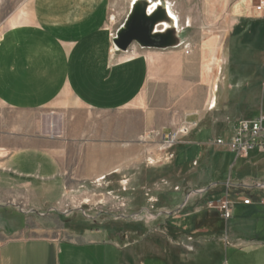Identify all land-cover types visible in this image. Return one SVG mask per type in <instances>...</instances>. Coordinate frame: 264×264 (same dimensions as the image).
<instances>
[{
	"label": "crops",
	"instance_id": "crops-1",
	"mask_svg": "<svg viewBox=\"0 0 264 264\" xmlns=\"http://www.w3.org/2000/svg\"><path fill=\"white\" fill-rule=\"evenodd\" d=\"M246 1L227 13L226 10L213 12L211 0L204 3L202 11L196 10V0H34L30 20L12 26L0 39V103L21 114L61 101L67 103L69 99L80 108L96 113L126 112L133 110L148 85L150 59L155 58L162 68L164 61H168L167 67L179 76L178 82L188 92L186 123L193 130L198 126L203 128L194 150L183 158L203 162V142L211 132L224 133L222 127H225V132H232V138L237 124L247 121L215 113L220 87L231 92L241 90L245 98L247 92H258L264 84L256 71L233 70L240 53L241 60L264 57V12H257L255 6L245 10ZM141 7H145L146 19L155 23L153 31L158 32L163 28L164 12L173 17L172 34L181 33L182 29L190 31L196 20H225V36L219 52L227 48L230 60L227 75L219 79L216 74L211 76L209 71L216 64H208L207 57H202L198 50L192 53L175 50L166 60L164 54L143 49L138 43L121 50L116 44L119 28L125 27ZM140 111L146 117L144 127L148 131L153 114L144 113L142 108ZM76 127L72 132L65 126V133L61 132L60 136L37 140L34 134L5 131L0 122V264H172L170 255L175 252L180 255V264H184L185 254L194 253L195 249L184 246L181 251V243L185 241L174 236L131 237L121 246L98 231H81L66 239L48 233L35 223L31 213L55 212L58 206L64 209L69 195L64 171L74 148L91 149L89 162L95 164L131 161L133 135L129 126L127 130L103 136L98 130ZM139 137L137 134L135 139ZM117 143L123 144V152L116 151L121 149ZM225 150L211 156L219 163L218 176L214 175L217 171L212 172L211 165L198 173L197 186L198 190H204L203 195L186 207L194 210L198 205H207L204 196L213 189L211 196L222 200V204L228 201L232 215L234 207L264 209V146L239 158ZM101 152L106 159H99ZM221 157L224 159L220 162ZM234 158V164L229 165V160ZM206 170L211 174L205 178ZM209 182L212 184L208 189L201 187ZM238 192L251 198L252 203L245 205L244 201H238L235 196ZM213 205L211 202L208 208L214 210ZM8 211H15L18 218L5 215ZM200 214L204 213L185 215L189 218L187 226L202 222L206 226L207 221ZM167 223L173 230L179 228L177 222ZM225 246L238 252L235 260L225 264H264V235L260 233L251 239L226 237ZM147 253L152 261L146 259Z\"/></svg>",
	"mask_w": 264,
	"mask_h": 264
},
{
	"label": "rangeland",
	"instance_id": "rangeland-1",
	"mask_svg": "<svg viewBox=\"0 0 264 264\" xmlns=\"http://www.w3.org/2000/svg\"><path fill=\"white\" fill-rule=\"evenodd\" d=\"M207 1L210 0H196V10L202 11ZM211 1L214 2L211 9L213 12L226 10L230 13L238 3L245 0ZM33 3L34 0H0V39L12 26L30 20ZM258 3L259 0H247L243 3V7L249 10ZM167 8L165 3L166 12ZM150 22L146 18L139 22L136 16H131L127 25L119 28L117 38L119 39L135 25H139L141 29H145V26L152 29L153 24ZM165 23L164 20L163 28L159 27V32L150 29L152 42L134 41L132 44L138 43L143 49H155L157 51L154 52L164 54V60L175 50L183 49L185 53L198 50L202 53V57H207L208 64H216V67H212L209 71L211 76L216 74L219 79L227 75L230 61L226 53L227 48L224 47V50L219 52L220 42L225 36V20L215 18L196 20L195 26L190 31L182 29L178 34H172L171 28L166 29ZM155 32L157 34L152 35ZM228 39L230 40L231 37ZM239 55L241 56V53ZM240 56L234 61L233 70L239 68L256 71L257 76L264 83V57L262 60H254L250 57L241 60ZM164 62L162 68L155 58L150 59L148 85L142 98L130 111L96 113L80 108L69 99L67 103L61 101L45 109L21 114L10 111L0 103V122L2 121L3 129L12 130L18 135L34 134L37 140L51 136L58 137L61 132L65 133V126H69L68 129L72 132L78 125L81 129L85 126L98 130L101 136L124 128L127 130L128 126L132 131L130 162L115 165L95 164L89 162L92 155L86 143H83L86 147L83 150L80 148L78 151L74 148L64 171L69 188L64 209L60 210L62 206H58L59 209L55 212L50 210L31 213V216L39 227L60 238L72 239L81 231L94 230L100 232L107 240L116 241L123 246L124 242L131 240V237L139 239L144 236H174L185 241V244L181 243V251L184 246L195 249L194 253L185 254L184 264L231 263L237 258L238 252L225 246L226 237L241 236L251 239L259 233L264 235V209L234 207L232 219L226 220L221 210L222 200L218 201L219 199L211 196L213 189L204 196L207 205H198L194 210L189 206L186 207L196 203L203 195L204 190H198L197 185L198 173L202 172L204 167L211 165L212 172L217 171L214 175L218 176L219 163L211 156L218 151H224L225 148V151L232 152L228 146L217 144L219 137L225 143H229L232 132H225V127H222L224 133L215 130L211 132L208 140L203 142L205 157L203 162H193L183 158L184 154L194 150L202 126L195 128L189 137H180L174 147H165L164 135L188 125V122L186 123L188 92L178 82L179 76L167 67L168 61ZM245 95L244 98L241 90L231 92L230 89L221 86L215 113L223 117L233 116L236 120L247 121H253L264 115V84L258 92L253 94L247 92ZM67 106L72 109H66ZM141 108L144 109V113L148 111L153 114L152 127L148 131H145L146 117L142 116ZM234 125L235 123L230 125L231 129ZM137 134L140 137L135 139ZM119 144L121 149L116 151L123 152V144ZM262 146L264 142H261L259 147ZM234 154L237 158L240 157ZM99 159H106L103 152L100 153ZM223 159L221 157L220 162ZM234 162L235 158L229 160V165ZM209 172L206 170L207 174L203 176L208 177ZM211 184L209 182L201 187L208 189ZM222 192L226 193V189ZM235 196L238 201L251 200L244 193L238 192ZM211 202L214 203L211 206L214 210L208 208ZM192 212L204 213L199 217L207 221L206 226L200 222L201 224L197 223L194 227H188L186 220L189 218L185 215ZM4 214L18 218L15 211ZM169 220L177 222L179 228L173 230L168 227ZM220 240L224 242L221 244ZM179 256L177 252L170 255L171 263L180 264ZM146 259L152 261L149 253Z\"/></svg>",
	"mask_w": 264,
	"mask_h": 264
},
{
	"label": "built area",
	"instance_id": "built-area-1",
	"mask_svg": "<svg viewBox=\"0 0 264 264\" xmlns=\"http://www.w3.org/2000/svg\"><path fill=\"white\" fill-rule=\"evenodd\" d=\"M254 8L257 12L263 13L264 0H259V3ZM192 130L193 128L191 126L184 125L180 130L172 132L169 135H164L163 139L165 147H174L180 137L188 136ZM261 142H264V116H261L253 121H242L238 123L231 141L229 143H225L223 139H219L217 144L219 146H228L232 152L236 153L240 157H244L247 156L250 151L259 147ZM251 203L252 201L250 199L244 201L245 205H250ZM221 210L223 211L224 218L226 220H230L232 218L233 215L228 201L223 203Z\"/></svg>",
	"mask_w": 264,
	"mask_h": 264
},
{
	"label": "water",
	"instance_id": "water-1",
	"mask_svg": "<svg viewBox=\"0 0 264 264\" xmlns=\"http://www.w3.org/2000/svg\"><path fill=\"white\" fill-rule=\"evenodd\" d=\"M145 13H146L145 7H141L137 9L135 16L137 17V20H139V22L140 20H143V18H146ZM154 24L152 25V29L151 27L145 26L146 30L141 29L139 25H135V27L134 26L131 27L132 29L130 28L123 35H121V37L118 40H116L117 46L121 50L125 51L134 41L145 42V43L152 42L150 38V33L151 30H153L154 28Z\"/></svg>",
	"mask_w": 264,
	"mask_h": 264
},
{
	"label": "bare ground",
	"instance_id": "bare-ground-1",
	"mask_svg": "<svg viewBox=\"0 0 264 264\" xmlns=\"http://www.w3.org/2000/svg\"><path fill=\"white\" fill-rule=\"evenodd\" d=\"M164 16H165V22H166L164 25L166 29H170L171 27L175 26L173 17L170 15V13L164 12Z\"/></svg>",
	"mask_w": 264,
	"mask_h": 264
}]
</instances>
